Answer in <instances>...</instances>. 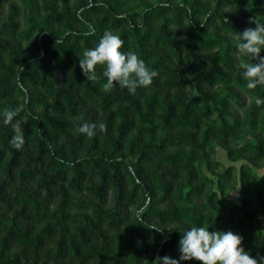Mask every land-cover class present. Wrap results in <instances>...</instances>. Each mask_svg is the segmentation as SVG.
<instances>
[{
  "label": "trees",
  "instance_id": "obj_1",
  "mask_svg": "<svg viewBox=\"0 0 264 264\" xmlns=\"http://www.w3.org/2000/svg\"><path fill=\"white\" fill-rule=\"evenodd\" d=\"M252 18L264 0H0V264L179 260L193 226L264 256V85L247 88L233 39ZM105 31L150 86L105 91L102 65L87 80Z\"/></svg>",
  "mask_w": 264,
  "mask_h": 264
},
{
  "label": "clouds",
  "instance_id": "obj_2",
  "mask_svg": "<svg viewBox=\"0 0 264 264\" xmlns=\"http://www.w3.org/2000/svg\"><path fill=\"white\" fill-rule=\"evenodd\" d=\"M225 22L229 21L225 18ZM255 28H247L242 33H234L233 39L238 54L246 57L247 62L239 66L243 69V78L247 81L248 89H255L258 85H264V57L260 56L264 49V23L250 19ZM124 41L111 31H105L97 47L83 53V59H79V66L87 80H95L97 65L105 67L103 75L107 83L103 90L107 91L118 83L121 88H126L134 93L137 88H147L153 83L158 72L150 70L145 62L134 52L122 53ZM253 61H257L253 63ZM257 106L264 104V100L256 98ZM3 123L11 125L14 135L10 143L16 149L22 148L25 143L22 121L14 119L19 115V108L5 109L2 113ZM101 132L106 131L103 123L98 125ZM97 125L77 122L76 131L91 138L96 134ZM231 194V193H230ZM222 198V194H221ZM161 231L159 229H153ZM242 245V237L232 231L210 232L205 227H191L183 233L179 241V260L170 257L157 258L152 264H180V261H197L198 264H264V256L252 258ZM143 264H148L145 260Z\"/></svg>",
  "mask_w": 264,
  "mask_h": 264
},
{
  "label": "rangeland",
  "instance_id": "obj_3",
  "mask_svg": "<svg viewBox=\"0 0 264 264\" xmlns=\"http://www.w3.org/2000/svg\"><path fill=\"white\" fill-rule=\"evenodd\" d=\"M247 22H249V20H246ZM222 157H221V160L222 161H225V162H227L228 164H230L228 161H226V156H225V153H223L222 155H221ZM237 194H234L233 196H232V198L235 200L236 199V196ZM261 221H262V223H263V225H264V218H261Z\"/></svg>",
  "mask_w": 264,
  "mask_h": 264
}]
</instances>
